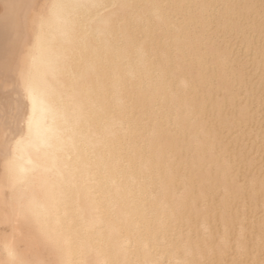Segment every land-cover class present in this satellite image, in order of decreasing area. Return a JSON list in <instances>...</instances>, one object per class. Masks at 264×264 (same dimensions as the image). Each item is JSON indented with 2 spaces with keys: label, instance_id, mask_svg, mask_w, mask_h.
<instances>
[{
  "label": "bare ground",
  "instance_id": "1",
  "mask_svg": "<svg viewBox=\"0 0 264 264\" xmlns=\"http://www.w3.org/2000/svg\"><path fill=\"white\" fill-rule=\"evenodd\" d=\"M63 2L0 0V107L11 116L0 121V264L10 250L62 264L51 241L71 230L86 238V264H264L261 0H101L129 5L110 45L81 13L92 36L82 30L77 44L45 26L37 53L38 16ZM229 14L245 22L207 34L189 27ZM33 54L57 104L73 92L85 102L90 133L73 130L76 105L51 114L38 103L33 114ZM77 161L79 187L53 201L51 182ZM21 204L31 212L22 216Z\"/></svg>",
  "mask_w": 264,
  "mask_h": 264
},
{
  "label": "snow or ice",
  "instance_id": "2",
  "mask_svg": "<svg viewBox=\"0 0 264 264\" xmlns=\"http://www.w3.org/2000/svg\"><path fill=\"white\" fill-rule=\"evenodd\" d=\"M53 9L51 16L46 18L44 15H39V25L41 32L37 36V53L43 54L45 49V36L43 29L47 26L50 30H66L73 33L77 39L75 43L79 44V33L83 30L88 36H92L97 30L91 27V25L85 27L82 23L81 13H84L85 18L88 14H92L94 17L93 23L98 26L99 29L103 30L106 37L103 44L108 46L112 43L116 34H118L124 25V9L128 8L129 5L126 4H116V3H103L101 0H83V2H73V0H65L63 3L53 4L50 6ZM164 8L172 7H184V6H172V5H162ZM193 7H207V5H197ZM223 8L239 7L233 5L217 6ZM56 10L62 13V16L56 14ZM105 13H110V15H105ZM242 19H239L231 14L221 16L217 18H211L207 15L200 17L198 20L191 22L189 27H195L198 30L204 32L205 34L213 32L217 23L225 28H235L240 23H244ZM249 25L252 23L251 20L246 21ZM261 28L264 32V0H261ZM264 38V37H262ZM49 54H51V49H47ZM83 51H87V46L85 45ZM30 68L27 73L25 90L27 95L32 100L33 114L36 113V108L38 103H42L47 111L51 114H55L58 109L67 111L69 105H76L79 108V112L73 118V130L75 131L79 127L83 126L85 133H90L92 130L91 119L83 116L86 110V105L83 100H81L74 92L68 97V103L65 104L63 100L57 104L55 98L48 92L46 87V69L42 63H38L37 56L33 54L30 58ZM118 69H113V79L116 86L121 84L119 78L115 75ZM189 106L192 104H202L203 102L199 99L186 102ZM203 107H207L206 104ZM223 110V106H219ZM100 132L101 130H97ZM7 136V134H6ZM29 136L32 139L39 140L41 137V132L39 129L33 130V126L29 124ZM51 147V143L48 144ZM77 164L69 163L65 165V173L62 174L57 180L51 182L50 196L53 201L57 198L67 199L72 190L77 189L79 185L76 183V173L78 171ZM23 199V197H21ZM31 205L25 206L21 204V215H27L31 212ZM86 238L82 237L76 230H71L67 234L61 235L51 241V243L58 247L59 251L63 254L64 259L62 264H86V261L79 258L83 255V242ZM7 249L10 250L8 244L5 245ZM11 261L10 264H31V261L19 257L18 254L10 250Z\"/></svg>",
  "mask_w": 264,
  "mask_h": 264
},
{
  "label": "rangeland",
  "instance_id": "3",
  "mask_svg": "<svg viewBox=\"0 0 264 264\" xmlns=\"http://www.w3.org/2000/svg\"><path fill=\"white\" fill-rule=\"evenodd\" d=\"M1 82V81H0ZM9 90H11V87L10 86H8L5 90H3L4 92H6V91H9ZM5 95H7V96H10L11 95V92H8L7 94H5ZM2 106L0 107V121H3L4 123L5 122H7V124L10 122V118H11V116H10V113L9 112H7L6 110H5V108H2Z\"/></svg>",
  "mask_w": 264,
  "mask_h": 264
}]
</instances>
